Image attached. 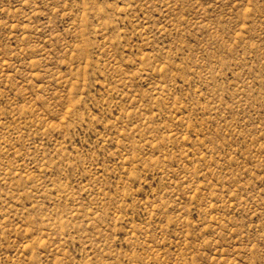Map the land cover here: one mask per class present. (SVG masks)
Returning <instances> with one entry per match:
<instances>
[{
  "label": "rangeland",
  "instance_id": "1",
  "mask_svg": "<svg viewBox=\"0 0 264 264\" xmlns=\"http://www.w3.org/2000/svg\"><path fill=\"white\" fill-rule=\"evenodd\" d=\"M0 264H264V0H0Z\"/></svg>",
  "mask_w": 264,
  "mask_h": 264
}]
</instances>
